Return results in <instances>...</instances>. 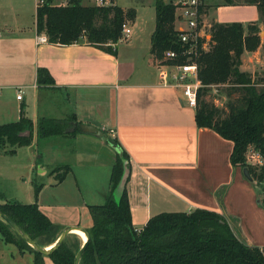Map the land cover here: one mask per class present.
Masks as SVG:
<instances>
[{"label":"crops","instance_id":"crops-1","mask_svg":"<svg viewBox=\"0 0 264 264\" xmlns=\"http://www.w3.org/2000/svg\"><path fill=\"white\" fill-rule=\"evenodd\" d=\"M154 20L133 21L130 37L126 44L117 43L114 56L85 43L37 45L35 19L28 31L0 21V125L17 121L21 111L34 125L39 117H74L79 125L104 131L128 155L126 191L134 228L142 229L160 213L202 209L224 217L245 244L264 247L260 193L243 169L231 164L233 143L198 127L181 90L161 84L150 55ZM249 54L241 56L243 72ZM38 69L47 70L53 85L36 84ZM17 89L24 94L20 100ZM49 93L58 95L59 117L52 115L55 106L41 104V96ZM55 146L62 148L57 160L39 165V175L52 182L40 185L36 203L62 230H87L92 224L88 206L103 204L108 193L115 151L80 130L43 139L34 133L28 148L41 159ZM56 167L68 170L60 182ZM44 264L54 263L44 257Z\"/></svg>","mask_w":264,"mask_h":264},{"label":"trees","instance_id":"trees-1","mask_svg":"<svg viewBox=\"0 0 264 264\" xmlns=\"http://www.w3.org/2000/svg\"><path fill=\"white\" fill-rule=\"evenodd\" d=\"M211 1L200 0L201 15L207 17L218 5H233L242 0ZM243 2L257 8L264 25V0ZM176 10L172 1L154 2L155 25L150 55L158 65L186 61L181 55L183 49L176 29ZM135 14L132 8L116 5L97 8L84 5L81 0H70L66 7L45 4L37 8L35 30L37 34H45L50 44L85 43L114 56L116 45L122 39V26L133 22ZM208 29L210 39H200L196 54L192 55L200 82L194 109L195 123L233 143L231 164L246 168L252 186L264 194V166L255 167L246 162L248 148H253L264 158V81L254 82L249 73L240 70L241 56L254 53L261 45L259 27L256 23L243 26L210 21ZM169 50L178 54L174 62L163 58L164 52ZM53 83L47 70H37L38 86ZM212 88H224V108H218L206 99ZM78 126L74 117H39L34 125L21 111L17 121L0 125V151L14 154L16 148L29 147L34 133L39 139L74 135L79 131ZM111 140L119 152L115 153L104 203L88 206L92 224L86 230L88 240L79 264H264V247L245 244L224 217L207 210L160 213L137 231L132 224L126 191L131 168L129 158L118 142ZM125 172L128 173L124 188L117 194ZM41 188L34 185V203L2 201L0 212L37 244L48 247L58 239L62 229L39 210L36 199ZM259 201L264 210V203L260 198ZM0 237L4 243L15 245L21 254L32 255V264H44L45 256L30 248L1 219ZM81 245L77 238L68 235L48 258L54 264H74Z\"/></svg>","mask_w":264,"mask_h":264},{"label":"rangeland","instance_id":"rangeland-1","mask_svg":"<svg viewBox=\"0 0 264 264\" xmlns=\"http://www.w3.org/2000/svg\"><path fill=\"white\" fill-rule=\"evenodd\" d=\"M216 1L212 0L210 3H216ZM154 2L155 0H115L118 7L135 10L134 23L137 22L139 25L149 22L155 16ZM83 4L87 5V2L83 1ZM35 10V0H0V15H3L0 21L9 27L21 25L25 31H28L33 29ZM214 18L220 24L239 23L246 26L256 23L258 25L261 45L254 53L247 56L245 70L252 76L254 82L264 81V25L257 8L253 5H218L210 10L205 18L206 33H208L210 21H215ZM128 25L132 30L133 22ZM123 44H126V40L122 38L118 45ZM225 98L224 88H212L206 97L218 108H224ZM41 104L48 107L55 106L51 109L53 117L61 115L56 113L60 110L57 94L49 93L41 96ZM60 149H62L60 146L59 148L55 146L52 153L41 159H37L39 154L28 147L16 148L14 154L0 151V204L2 201H15L22 204L34 203V185L39 186L42 183L52 182V178L39 175V165L45 163L47 159L57 160ZM65 170L67 169L56 167L54 173L57 177H61ZM259 198L264 203V194H260ZM70 236L77 238L82 244L81 239L75 234H70ZM238 238L242 242L244 241L242 237ZM0 264H32V256L29 253L21 254L15 245L4 243L0 237Z\"/></svg>","mask_w":264,"mask_h":264},{"label":"built area","instance_id":"built-area-1","mask_svg":"<svg viewBox=\"0 0 264 264\" xmlns=\"http://www.w3.org/2000/svg\"><path fill=\"white\" fill-rule=\"evenodd\" d=\"M87 2V5L97 8L113 7V0H81ZM48 4L51 7H66L70 5V0H35V8H40ZM200 0H178L174 3L177 6L176 10V26L179 32V41L182 45L181 55L186 58V61L181 64L158 65V75L161 84L164 87H174L181 90L187 107L195 109L197 106V91L200 87V82L197 78V65L192 55L196 54L199 40L205 38L210 39V36L205 30V15L200 12ZM131 35V30L128 24L122 26V38L128 39ZM35 43L46 44L48 39L45 34L35 36ZM178 57L175 51H166L163 54L165 61L174 62ZM16 99L20 100L23 96L21 89H17ZM112 133V131H111ZM110 133V134H111ZM112 135V134H111ZM110 138V137H109ZM111 139V138H110ZM246 162L255 167L264 166V158L253 148H248L246 151ZM138 231V229H136Z\"/></svg>","mask_w":264,"mask_h":264},{"label":"water","instance_id":"water-1","mask_svg":"<svg viewBox=\"0 0 264 264\" xmlns=\"http://www.w3.org/2000/svg\"><path fill=\"white\" fill-rule=\"evenodd\" d=\"M79 130L85 134H90L98 139H100L102 142L106 143V144H109L112 149L115 151V153H118L119 152V148L117 146L114 145L113 141L107 136V134L102 131V130H99L95 127H92V126H89V125H79L78 126ZM127 173L128 172H125L121 182H120V185H119V188L117 189V194H120L121 190L124 188V184H125V179H126V176H127ZM243 175L244 177L248 180V181H251V178L248 174V170L246 168L243 169ZM0 219L6 223L10 229L17 235L19 236L30 248H32L35 252L45 256V257H48L50 256L54 250H56L62 243L63 241L65 240V238L70 235V234H73L74 231H81L85 234L86 236V242L88 240V234L86 232L85 229L83 228H80V227H68V228H65L61 231L58 239L54 242V244H52L51 246H48V247H42L40 246L39 244H37L35 241H33L25 232L24 230H22L18 225H16L14 222H12L11 220H9L4 214H2L0 212ZM86 242L82 243L80 249L78 250L76 256H75V259H74V264H79L80 262V259L84 253V250L86 248Z\"/></svg>","mask_w":264,"mask_h":264},{"label":"bare ground","instance_id":"bare-ground-1","mask_svg":"<svg viewBox=\"0 0 264 264\" xmlns=\"http://www.w3.org/2000/svg\"><path fill=\"white\" fill-rule=\"evenodd\" d=\"M73 234H75L78 238L81 239L82 243L86 242V236L81 231H74ZM51 246V245H50Z\"/></svg>","mask_w":264,"mask_h":264}]
</instances>
